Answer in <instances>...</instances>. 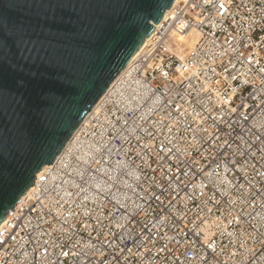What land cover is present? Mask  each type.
<instances>
[{
    "label": "built area",
    "instance_id": "built-area-1",
    "mask_svg": "<svg viewBox=\"0 0 264 264\" xmlns=\"http://www.w3.org/2000/svg\"><path fill=\"white\" fill-rule=\"evenodd\" d=\"M161 22L9 210L0 264H264V0Z\"/></svg>",
    "mask_w": 264,
    "mask_h": 264
},
{
    "label": "water",
    "instance_id": "water-1",
    "mask_svg": "<svg viewBox=\"0 0 264 264\" xmlns=\"http://www.w3.org/2000/svg\"><path fill=\"white\" fill-rule=\"evenodd\" d=\"M175 0H0V224Z\"/></svg>",
    "mask_w": 264,
    "mask_h": 264
},
{
    "label": "bare ground",
    "instance_id": "bare-ground-1",
    "mask_svg": "<svg viewBox=\"0 0 264 264\" xmlns=\"http://www.w3.org/2000/svg\"><path fill=\"white\" fill-rule=\"evenodd\" d=\"M162 22L158 23L156 25V27H159L161 25ZM176 39L178 40V43L181 46H185V44L187 45L186 48H190L192 47V45L194 44V42L196 41L197 37H196V32L195 31H191L189 34H185V35H176Z\"/></svg>",
    "mask_w": 264,
    "mask_h": 264
},
{
    "label": "rangeland",
    "instance_id": "rangeland-1",
    "mask_svg": "<svg viewBox=\"0 0 264 264\" xmlns=\"http://www.w3.org/2000/svg\"><path fill=\"white\" fill-rule=\"evenodd\" d=\"M186 46H187L186 44H185V46H182L183 47V50H182L183 52H185V50L188 49V48H186Z\"/></svg>",
    "mask_w": 264,
    "mask_h": 264
}]
</instances>
